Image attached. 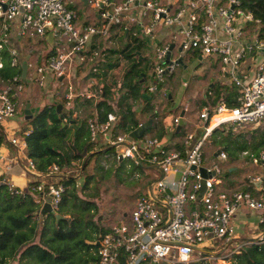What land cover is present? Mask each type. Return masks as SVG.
Masks as SVG:
<instances>
[{"label":"built area","instance_id":"obj_1","mask_svg":"<svg viewBox=\"0 0 264 264\" xmlns=\"http://www.w3.org/2000/svg\"><path fill=\"white\" fill-rule=\"evenodd\" d=\"M77 1L82 5L84 0ZM71 2L0 0L2 22L19 18L23 34L53 38L52 52L42 63L36 64L33 80L38 86L45 87L46 76L53 78L57 86L65 88L62 97L66 103L76 96L92 104L100 98L103 77L92 75L94 81L77 92L73 90L67 68L72 58L93 61L99 52L92 39L96 36L106 38L114 24L122 25L121 30L114 29V32L123 34L132 30V35L139 39L140 36L151 38L159 30L168 33V39L162 43L149 41L153 61L143 88L147 96L153 95L164 75L171 74L178 59L187 52H196L204 64L209 60L215 62L220 83L238 86L235 106L228 107L225 103L212 107L203 105L197 110L195 121L184 122L180 150L173 147L162 150L166 137L155 142L145 135L135 140L129 133L118 131L115 134L116 118L112 113L106 115L104 122L96 121L94 110L86 118L90 141L114 146L115 159H129L134 164L141 160V148H152L149 169L156 171L145 191L134 199L127 218L112 223L95 241L96 260L92 264H192L191 255L194 250H199L200 243L216 238L225 244L230 242L234 234L232 219L236 213L263 212L259 218V223L262 222L264 148L259 150L257 157L248 156L257 171L249 178L253 191L217 188L221 173L217 159L225 160L226 153L223 149H215L204 163L206 155L202 150L203 143L215 128L225 124L244 126L251 122L257 125L264 121V35H259V19L243 9L240 0H85V4L95 11L97 20L96 23H85L78 20ZM140 41L144 46V40ZM5 42L4 38L2 44ZM170 44H173L170 54L174 52L175 56L170 55L166 60ZM133 45L130 43L129 48ZM9 54L12 65L16 61L15 51L9 50ZM245 56L250 58L251 68L248 66L242 71L239 66ZM91 71L98 74L95 66ZM21 89L16 78L0 86V122L15 114V98ZM180 111L186 113L188 103ZM178 120L179 114L168 121L163 119L165 131L167 127L173 130ZM9 143L18 151L25 147L23 141L13 137ZM155 146H158L157 150ZM240 154L245 156L246 151L240 150ZM23 168L38 178L68 173L65 168L52 165L46 175L42 174L29 158L25 159ZM0 184L10 193H23L1 177ZM201 186L203 190L197 199ZM32 190L41 194L34 199L38 210L41 202L48 199L55 212L63 191L60 184L38 179ZM258 239L264 242V234ZM238 250L218 258V262L224 263L225 258Z\"/></svg>","mask_w":264,"mask_h":264},{"label":"trees","instance_id":"obj_2","mask_svg":"<svg viewBox=\"0 0 264 264\" xmlns=\"http://www.w3.org/2000/svg\"><path fill=\"white\" fill-rule=\"evenodd\" d=\"M240 3L243 9L251 11L254 17L259 19L261 23L259 35H264L262 32L264 0H240ZM121 28L120 24L112 25L111 32L105 39L111 43H119L122 47L120 50H106V48L101 50L107 52L102 66L107 72L102 73L100 98L93 104L97 122H104L108 113L115 116V134L118 131L130 133L140 123L145 122L138 119V112L134 109V103L144 98L142 84L138 81L141 73L147 70L148 66L139 68L140 62L135 57L136 49L140 48L143 42L138 40V36H133L130 30L126 39L127 43L123 45L119 33L114 32V29L118 31ZM130 43H134L131 48H129ZM97 50H100L99 46ZM0 63V81L3 84L10 83L13 78L21 82V66L18 62L11 65L10 56L2 47ZM90 74L97 75L93 72ZM158 87L157 90H159ZM122 88H125L124 92H120ZM115 93L117 95L112 97ZM237 96L238 86L233 83L221 84L219 81H214L207 87L204 96H201L198 109L203 105L212 107L218 103H225L228 107H232L237 104ZM152 97L153 95L142 100L139 112L145 115L146 120L151 121L147 128L149 138L159 142L166 136L162 124L166 115H163L162 119H157L156 111L150 104ZM88 102L81 96H76L67 103L64 100V104L57 102L61 106L59 112L55 111L56 103L45 104L24 121L22 131L28 130L26 134L21 133L25 144V155L34 163L35 169L46 175L48 168L56 165L61 169L65 168L68 173L67 175L48 174L49 177L57 178L55 182L62 186L63 191L55 212L42 216L37 213L38 204L34 202V191L22 194L10 193L5 185L0 184V264H92L96 260L95 241L108 231V227L99 223V217L96 216L97 204L90 198L91 194L85 197L83 190L95 176V173H90L88 169L90 162L97 163L96 160L105 156H113L114 146L90 141L87 117L80 118L74 114L77 106L88 104ZM183 132L184 128H181L177 133H170L173 142L163 145L162 150L171 147L180 150V143L174 140L178 138L177 141H179ZM241 142L237 144V148L241 151L248 150V146L252 147V150L258 147L263 149L264 131L262 130L259 138L253 137ZM151 149H140L141 160L136 164L132 162L134 168L143 170L150 167ZM231 149L229 145L223 147L230 159H233L232 156L235 154L230 151ZM83 151L84 155H82ZM76 161L77 163H74ZM115 161L121 162L118 159ZM96 163L94 167L101 168ZM73 165L76 166L74 170L79 171L78 176L82 178L79 187L78 178L74 177L69 170ZM37 181L36 178L30 183L31 189ZM241 189L253 191V185ZM54 214L60 217L55 218ZM259 225L264 228V217ZM246 242L249 243L244 244ZM240 243H242L240 249L231 253L227 264H264V242L259 239H247ZM198 253L203 257L207 252L200 249ZM192 264L206 263L201 259Z\"/></svg>","mask_w":264,"mask_h":264},{"label":"rangeland","instance_id":"obj_3","mask_svg":"<svg viewBox=\"0 0 264 264\" xmlns=\"http://www.w3.org/2000/svg\"><path fill=\"white\" fill-rule=\"evenodd\" d=\"M75 1L76 0H72V2L70 3L73 9H75ZM77 7L79 12V19H85L80 21H84L85 23H93L94 20L90 19L89 17L94 12V10L89 5H79ZM87 15L89 16L87 17ZM262 32H264V29L262 30ZM4 38H7L6 44H8L9 46L14 45V33L11 39L8 37V33L6 35L4 33L3 35L2 33H0V43H2V40ZM31 40L34 41L35 39L27 35H25L24 38H20L19 43L20 45H22L21 48L26 47L27 42H30ZM36 40H38V42L33 45H38L41 42H45L41 39ZM95 44L99 46V49L102 46L111 47L110 43H108L105 39H95ZM42 46L44 49L43 44ZM25 53L26 51L20 53L21 58L24 57ZM50 53L51 50H48L46 51L44 56L49 55ZM41 54V52H38V50H36V54H34V57L37 58V61L34 63L39 64L41 63L40 61L44 60L43 55ZM148 54L147 58L150 60L152 55L150 54V52H148ZM247 57L248 56H245L243 59H247ZM102 59L103 56L100 55L95 60V62L90 61L88 71L92 72L91 70L93 66H95L96 68H100V66L102 67L104 64V61ZM72 60L76 64L75 70H78L79 72L84 69L83 65L86 61H77L76 58H72ZM207 62L208 63L203 64L204 60H202V65H198V60L194 58H188L187 60H185L184 58L183 61L181 59V62H178L171 74L164 75L163 81L157 84V87L160 86L158 87L159 90L156 89V91L153 93L152 99L150 100V104H152L151 106H153L154 110L156 111L158 117L157 119H162L165 115H176L178 113V110H180V108L186 103H188V111H186L187 121L191 122L196 117L198 104L202 96V89L206 87V84L209 80L215 79L219 74L216 63L211 60ZM203 68H206L207 71L202 70ZM239 69L242 71L245 70L242 63L240 64ZM193 73L196 74V78L200 77V80H202V82L194 83L192 81L184 89L186 80ZM207 76H210L209 80L207 79ZM52 81L54 82V79H52ZM221 84L224 83L222 82ZM2 85L3 84L0 83V86ZM56 85L57 83L54 82V88L52 89L51 95L48 94V90L46 87H39L37 85L30 87V97L28 101L25 97L26 90L23 87L21 95L17 100L15 99L16 103L18 101L17 106L19 105V112H21V109H24L26 104H28V110H36L43 102H45V104H51L48 102L49 100H51V102L55 101L64 104L62 95L65 92V88L63 89L60 86L56 87ZM143 88L145 89V87ZM205 92L203 93V96ZM30 100L31 102L34 100L32 104L30 103ZM144 119L145 118L141 117L140 121H143ZM144 121L147 120L145 119ZM232 125L225 124L218 128H215L208 136L207 141H205L202 146V150L207 156H204L203 158L204 163L209 160L208 156L213 152V150L223 149V147H227L228 145L232 147L230 151L235 154V156H232L233 159H230L228 153L225 151L227 158L225 160L217 159L221 169V173L218 176L219 184L216 186L217 188L228 186L233 187L234 189H241L248 183L249 178L257 174V171L254 169L248 156L252 155L257 157L259 149H261V147L252 150L253 148H250L248 146V150H245L246 155L243 156L240 154L241 149L237 148V144H241L243 142H241V140L247 141L253 137L259 138L262 130L264 131V121L263 123H259L257 125H255L254 122L246 123L244 126H237L236 124ZM254 129H256V131H253ZM19 134L20 131L18 129H15L13 135L16 136ZM144 135H147L148 137L150 136L148 130H145ZM96 161L97 163H95L101 168H95L94 161L90 162V166H88V169L90 170V173L94 172L95 176L89 183L88 187L83 190V194L85 195V197L88 194H91L90 198L96 202L98 207V213L96 214V216L98 215L99 217V223L108 227L111 225V223L119 220L122 217L123 212L130 210L134 199L136 198V196L142 194L145 191L148 182L152 179V174L156 171L149 168L143 170L136 169L133 167L134 164L129 159H121V162L117 163L114 156L112 155L105 156ZM74 163H77V161ZM75 167L76 166L73 165L70 168V173L78 178L77 185L79 187L82 183V178L78 176L79 171L74 170ZM229 167H234V170L228 171ZM46 177V180L49 179L48 181H57L56 177ZM28 192H33V190L29 187ZM255 214L256 213L248 211H244L243 213H236L232 219V230L234 234L230 242L228 244H225L223 240L216 238L211 241L208 240L206 242L200 243L197 246L199 250H194L193 254L191 255V262H197L201 258L198 251H200V249H203L205 252H207L206 256L203 259L204 263L227 264V259L230 256L224 259V263L218 262L217 259L222 258V256L226 254H229L234 249H240V246L242 244L240 242L247 241V239L256 240L258 239V236H262L264 234L263 226L259 225V218L262 217V215L256 217ZM248 243L249 242H246L244 244Z\"/></svg>","mask_w":264,"mask_h":264},{"label":"crops","instance_id":"obj_4","mask_svg":"<svg viewBox=\"0 0 264 264\" xmlns=\"http://www.w3.org/2000/svg\"><path fill=\"white\" fill-rule=\"evenodd\" d=\"M79 5L82 6V5H87V4H85V2L83 1L82 5H81V4H79V2L77 0L75 1V10H76L77 15H78V20H85L84 18H80L79 19V12H78V9H77L78 8L77 6H79ZM92 14L90 15L89 18L94 20L93 23H96L97 20H96V16H95V11ZM88 16L89 15H87V17ZM84 17H85V15H84ZM0 24H1V27H0V31L1 32L0 33H2V35H3V33L5 35L8 33V37L11 39L12 35L14 33V39H13L14 45L9 46L8 44H6L7 43V38H5L6 42L4 44L1 43L2 49H4L8 54H9V50L13 49L15 51V55H14V57L16 58L15 63L18 62V64L21 66L22 62L25 61V64H26L25 71L21 72L22 81L20 83L22 85V89H21V91L19 92L18 96L15 99L17 100L19 98V96L21 95V92L23 90V87H24L25 90H26L25 97H26V100L28 101V99L30 97L29 96L30 87L37 85V83L34 82V80H33V78H34V70H35L34 68L36 66V63H34V62L37 61L36 60L37 58L34 57V54H36V50H38V52L42 53L41 55H43V59H45L46 56H47V55L44 56L46 51H48V50L50 51L51 50V52H52V49L54 47L53 38H51L49 35H46V36H44L42 38H40L38 36H34V35H27V36L33 37L35 40L34 41L31 40L30 42H27L26 47L21 48L22 45H20L19 40H20V38H24V36L26 34H23L21 32L20 19L19 18H15V19H11V20L5 21V22H2V20L0 19ZM4 26L6 27V29H3ZM124 34H125V31L123 32V34H119L121 39H122V42H123ZM127 35H128V33H127ZM36 37H38V38H36ZM141 37H143V38H141ZM168 37L169 36H168V33L166 32V30H159V31L154 32L151 38H145L144 36H140V39H138L139 41L141 39L144 40V46L140 45V48L136 49V52H135L136 53V55H135L136 60L140 62L138 67L141 68L144 65L148 66L147 70H144L141 73V77H140V79L138 81L140 84H142L141 90H142V94L144 96V98L142 97V100L143 99H147L149 97V96H147L146 94L143 93V87H144V84H145V82H146V80L148 78V74H149L148 71H149L150 66H152L151 64H152V61H153L152 57H151L150 60L147 58V54H148V52H150L149 49H148V45L150 46L149 41H152L153 44L162 43V42L166 41L168 39ZM36 39H41L42 41H45V42L44 43L41 42L38 45H33V44H36L38 42V40H36ZM95 39L100 40V39H106V38L96 36V37H94L92 39L94 44H95ZM107 42L110 43L111 47L102 46L100 48V50L98 51L99 53L95 56V59H93L94 62L100 55L103 56L102 60L104 61V59H105V57L107 55V52L105 50H104L105 52H102L101 50H103L105 48H106V50L107 49L120 50L121 47H122L119 43H113V42L111 43V41H109V40ZM125 43H127V41ZM42 44L44 45V49H43ZM123 45H125V44H123ZM1 47H0V49H1ZM91 47H93V46H91ZM97 47L98 46L96 45L95 46L96 50H97ZM23 51H26V53L24 54V57L21 58V54L20 53L23 52ZM173 53L171 54V56H175V53L174 54ZM9 56H10V54H9ZM32 57H33V60H32ZM184 58H185V60H187L188 58H194V59L198 60V65H202V63H201L202 58H200V56L196 52H187V53H185L182 56V58H181L182 61H183ZM76 59H77V61H79L78 57H76ZM43 61L44 60H42L40 62L42 63ZM83 61H86L84 63V65H83L84 69L82 67L83 70H81L79 72H78V70H75L76 64H75V62H73V60H71L69 62L68 68H67V71H68L67 73H68V75L70 77L69 79H70V82H71V84L73 86V90H75L77 92H80V91L86 89V87L88 85H90L94 81V78H92L93 77L92 74H90V72L88 71V67L90 65L89 63H90L91 60L89 61L88 59L84 58ZM242 64H243V67L245 69H247L248 66H249V68H251L250 58L247 57V59H244ZM202 70L207 71L206 68H203ZM106 72L107 71L103 67L102 68H97V73H98L97 75H100L101 77H103L102 73L105 74ZM195 75L196 74L193 73L192 75H190L188 77V79L186 80V82L184 84L185 85L184 89L192 81L194 83L202 82V80H200L201 78L200 77L196 78ZM100 76L98 77L99 80H101ZM45 79H46L45 84H47L45 87L48 90V94L51 95L52 94L51 93L52 89L54 88V86H53L54 82L52 81L53 78H51L50 76H46ZM207 79L209 80L210 76H207ZM213 80L220 82V75L218 74V76L215 79H213ZM213 80H209L208 83H207L208 85L206 84V87L210 86L211 83L213 82ZM0 83L3 84V82H1V81H0ZM39 87H41V86H39ZM56 87H58V86L56 85ZM124 91H125V88H122L120 92H124ZM116 95H117L116 93L112 94V97H115ZM16 100H15V106H16L15 114L11 118L0 122V134L2 136V141L0 142V177L4 178L5 180H7L9 182H11L18 190L23 191V192H28L29 191V187H30L29 185L32 182V180L34 181V178L35 179L37 178V180L38 179H42V180H45L47 182H52V181H48L49 179L46 180L47 177H39L38 178V177H34L35 175L33 176L32 174L27 173L24 170V168H23L24 167V163H25V159L27 158L26 155H25V147L21 151L20 150L18 151L13 145H11L9 143V139L12 138V137L16 138V140L23 141L22 137H21V133L26 134L28 132V130L22 131L23 130L22 129V125H23V123L25 121L23 119L24 118V113H23L22 109H21V112H19L20 108H19V105L17 106L18 101L16 103ZM142 100L141 101L137 100L134 103L135 104L134 105V109H135L136 112H138L137 117H138L139 120H141V117L145 118V115H143V114H141L139 112L140 107L142 105ZM33 101L31 102V100H30V103L32 104ZM129 101L131 102V100H129ZM48 102L51 103V104L52 103L53 104L57 103L55 101L51 102V100H49ZM90 102L91 101H89L88 104H83V105L77 106V109L74 112V114H76V116H78L80 118L88 117L92 113V111L94 110L93 104H92V102L91 103ZM42 105H45V102H43L39 107H41ZM46 105H49V104H46ZM36 110L29 109V113L33 114ZM179 112H180V110H178V113L176 115H178ZM171 116H174V115H167V116H165L164 120L168 121V118H170ZM186 116H187V113H184L183 116H182V120L185 123H188V121L186 119ZM165 121H163V124L165 123ZM193 121H195V118L189 123H192ZM185 123L183 125H185ZM15 129H18L20 131L19 135H16V136L13 135V132H14ZM174 129L170 130L168 127L166 128V132H165L166 133V136H165L166 139L164 138V140H163L164 144H169V143L173 142V140L170 137V133L174 132ZM145 136H147V135H145ZM177 140H178V138H176L174 141L179 143V141H177ZM96 143L98 144L99 142H96ZM155 147H156L155 149L157 150L158 146H155ZM234 167H229L228 171H233ZM50 177H55V176H50ZM54 181H56V180H54ZM248 185H251L249 183V181L245 185V187H247ZM245 187H242V188H245ZM220 189L233 190L234 188L227 186V187H222ZM33 197H34V199L39 198V197H41V194L35 193V195ZM43 203L44 202H41V205ZM128 212L129 211L123 212L122 213V217L120 219H124V218L126 219L127 215H128ZM253 213H256L255 214L256 217H259V216L263 215V212H253ZM38 215H39V213H38ZM242 216H243V214H242Z\"/></svg>","mask_w":264,"mask_h":264},{"label":"water","instance_id":"obj_5","mask_svg":"<svg viewBox=\"0 0 264 264\" xmlns=\"http://www.w3.org/2000/svg\"><path fill=\"white\" fill-rule=\"evenodd\" d=\"M84 2H85V0H84ZM126 39H127V32L125 31V34H124V37H123V44H125ZM172 48H173V44H170L169 45V48H168L167 55H166V60L168 59L169 54H170V51L172 50ZM180 59L181 58L178 59V62H181ZM25 68H26V64H25V61H24L21 64V70H22L21 72H24L25 71ZM206 89H207V87H204L202 89V96H203V93L206 91ZM60 107H61L60 104L59 103H56L55 111L56 112H59L60 111ZM23 113H24V120H26V119H28V118L31 117V114L29 113V110H28V104L25 105V107L23 109ZM182 116H183V112L180 111L179 112V120H178V123L176 124L175 129H174V132L175 133H177L180 130L181 126H183V124H184V121L182 120ZM150 124H151V121L149 119L147 121H145V122L140 123L136 128H134L129 133V136L131 138H140L142 135H144L145 130H147V128L150 126ZM84 153L85 152L83 151L82 152V155ZM202 190H203V188L201 186L200 189H199V193L197 195V199L199 198ZM37 213H39V215H41V216L44 215V214H46V213H54L53 210L49 206L48 199L45 200V202L42 204V206L40 207V209L38 210ZM54 216H55V218H59L60 217L58 214H54Z\"/></svg>","mask_w":264,"mask_h":264},{"label":"clouds","instance_id":"obj_6","mask_svg":"<svg viewBox=\"0 0 264 264\" xmlns=\"http://www.w3.org/2000/svg\"><path fill=\"white\" fill-rule=\"evenodd\" d=\"M171 51H172V50H171ZM170 55H171V54H169V56H170ZM171 57H172V56H171ZM180 60H181V59H180ZM151 65H152V64H151ZM151 67H152V66H150V68H151ZM150 68H149V69H150Z\"/></svg>","mask_w":264,"mask_h":264}]
</instances>
